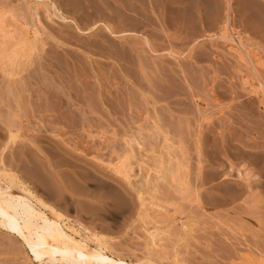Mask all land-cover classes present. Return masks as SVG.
I'll return each instance as SVG.
<instances>
[{
  "label": "rangeland",
  "instance_id": "1",
  "mask_svg": "<svg viewBox=\"0 0 264 264\" xmlns=\"http://www.w3.org/2000/svg\"><path fill=\"white\" fill-rule=\"evenodd\" d=\"M0 2V119L18 123V127L23 125L21 129L28 134L18 136L16 141L20 138L25 141L27 137L23 136L34 140L32 143L26 140L32 154L43 151L46 157L57 160V154L63 157L69 154L67 158L75 156L63 160L59 157L58 162L64 163L63 169H66L61 184L53 183L54 179L50 178L42 184L34 172L40 168V161L37 155L33 156L34 168L29 169L26 180L37 196L62 212L81 233L103 234L109 253L122 255L128 261L264 264V88H260V82L264 84V0ZM63 15L76 23L64 21ZM97 22L100 24L94 28ZM102 22L116 32L127 33L119 37L110 34ZM27 108L29 113L32 111L30 114ZM20 117L25 118V123ZM138 123L142 125L138 129L143 130L138 131ZM39 142L44 149L40 150ZM19 143L17 146L23 142ZM197 144L203 147L199 153ZM2 152L7 164L19 160L10 149L0 146V168L3 167ZM124 153L134 155L129 154L130 160L124 163L121 157L126 156ZM116 157L120 162L115 164ZM66 162L77 164L79 175L80 171L83 175L70 174V169L65 168ZM86 166L94 170L90 188L85 181ZM197 170L202 178L197 176ZM14 171L26 175L23 167H16ZM129 174H134V178H129ZM102 179L112 185L102 191L106 192L105 196L110 194L107 195L110 210L104 212L99 201L83 197L86 193L93 199L100 196L101 191L95 187ZM137 186L145 191L142 199L137 197ZM181 220L190 226L184 228ZM6 235L0 231V264H38L19 240Z\"/></svg>",
  "mask_w": 264,
  "mask_h": 264
},
{
  "label": "bare ground",
  "instance_id": "2",
  "mask_svg": "<svg viewBox=\"0 0 264 264\" xmlns=\"http://www.w3.org/2000/svg\"><path fill=\"white\" fill-rule=\"evenodd\" d=\"M39 1H44V0H39ZM50 2V1H49ZM229 2V1H228ZM1 3V2H0ZM43 3V2H42ZM48 3V2H47ZM47 3H45V4H47ZM44 4V3H43ZM7 5V4H6ZM24 5V4H23ZM50 5V4H49ZM49 5H48V7H49ZM134 5V4H133ZM185 5V4H184ZM1 6H2V4H1ZM4 7V6H3ZM27 7V6H26ZM39 7V6H38ZM29 9V8H28ZM40 9V8H39ZM127 9V8H126ZM47 10V9H46ZM49 11V10H48ZM130 11V10H129ZM49 14V13H48ZM137 15V14H136ZM61 16V15H60ZM138 17H140V16H138ZM145 17V16H144ZM52 18V17H51ZM62 18H63V20L64 21H67V22H74V23H76V21H74V19L73 18H71V17H69V16H67V15H63L62 16ZM129 18H131V17H129ZM66 22V23H67ZM68 24V23H67ZM78 24V23H77ZM77 24H75V25H77ZM100 23H98L97 22V24H93L94 26V28H96L98 25H99ZM101 24H103V26H104V28H105V30L107 31V32H110V34H113V35H115V36H123V35H125L127 32H124V31H122L121 33L120 32H116L110 25H108L107 23H104V22H102ZM150 26H152V25H150ZM92 27V28H93ZM153 27H155V26H153ZM77 28L79 29V30H81V31H84V30H82V28L80 29L79 27H78V25H77ZM74 29V28H73ZM69 30V29H68ZM86 30V29H85ZM88 30V29H87ZM86 30V31H87ZM73 31V30H72ZM76 31V30H75ZM74 31V32H75ZM89 31V30H88ZM92 31V30H91ZM66 32V31H65ZM77 32H79V31H77ZM85 32V31H84ZM95 32V31H94ZM101 32H103V31H101ZM91 33H93V32H91ZM34 34H35V32H34ZM90 34V33H89ZM109 34V33H108ZM68 35V34H67ZM92 35V34H91ZM99 35V34H98ZM101 35V34H100ZM34 36V35H33ZM97 36V35H96ZM107 36V35H106ZM110 36H112V35H110ZM38 37V36H37ZM37 37H35V38H37ZM86 37V36H85ZM94 37V36H93ZM99 38H100V36H99ZM98 38V39H99ZM108 38H109V36H108ZM110 38H112V37H110ZM109 38V39H110ZM47 39V38H46ZM89 39V38H88ZM101 39V38H100ZM103 39H106V37H103ZM60 40V39H59ZM33 42H32V44L34 43V39L32 40ZM39 41V40H38ZM37 41V43H39ZM42 41V40H41ZM49 41V40H48ZM105 41V40H104ZM47 42V41H46ZM60 42V41H59ZM122 42V41H121ZM58 43V42H57ZM93 43H94V40H93ZM100 43V42H99ZM103 43V42H102ZM102 43H100V44H102ZM108 43V42H107ZM107 43H106V45H107ZM59 44V43H58ZM123 44H125V43H123ZM133 44V43H132ZM50 45V44H49ZM120 45V44H119ZM134 45V44H133ZM148 45H149V43H148ZM152 45V44H151ZM34 47H35V45H33ZM46 46V45H45ZM57 46H59V45H57ZM61 46V45H60ZM97 46H99V45H97ZM96 46V47H97ZM153 46V45H152ZM40 47V46H39ZM126 47V46H125ZM154 47V46H153ZM87 48V47H86ZM100 48H102V47H100ZM105 48V47H104ZM118 48V47H117ZM150 48V47H149ZM155 48V47H154ZM30 49H31V47H30ZM38 49V48H37ZM44 50H45V47L43 48ZM97 49H99V48H97ZM103 49V48H102ZM106 49V48H105ZM115 49H116V46H115ZM65 50V49H64ZM91 50V49H90ZM28 51V50H27ZM26 51V52H27ZM31 51V50H30ZM38 52H44V51H39V50H37ZM70 51V50H69ZM72 51V50H71ZM98 51H101V49L100 50H98ZM104 51V50H103ZM106 51V50H105ZM108 51V50H107ZM107 51H106V53H107ZM117 51V50H116ZM115 51V52H116ZM120 51V50H119ZM149 51V50H148ZM77 52H79V51H77ZM95 52H96V50H95ZM111 52V51H110ZM110 52H108V53H110ZM153 53L155 52L154 50L152 51ZM152 52H151V55H152ZM158 51L156 50V53H157ZM29 53V52H28ZM31 53V52H30ZM34 53V52H33ZM32 53V54H33ZM118 53V52H117ZM40 54V53H39ZM38 54V55H39ZM43 54V53H42ZM41 54V55H42ZM103 54V53H102ZM119 54H120V52H119ZM124 54V53H123ZM159 54V53H158ZM47 56V54H44V56ZM106 55V54H105ZM109 55V54H108ZM112 56H115L114 54H111ZM129 55V54H128ZM164 55V54H163ZM68 56H69V54H68ZM73 56V55H72ZM77 56V55H76ZM125 56V55H124ZM159 56H161V55H159ZM34 57V56H33ZM39 57V56H38ZM49 58H50V55L48 56ZM84 57V56H83ZM88 57V56H87ZM104 57V56H103ZM41 58V57H40ZM104 58H106V57H104ZM109 58V57H108ZM148 58H151V57H148ZM156 58V57H155ZM32 59V58H31ZM43 59V58H42ZM48 59V58H47ZM54 59V58H53ZM56 59L58 60V58L56 57ZM62 59V58H61ZM79 59V58H78ZM83 59V58H82ZM119 59V58H118ZM157 59V58H156ZM166 59V58H165ZM30 60V59H29ZM120 60V59H119ZM162 60V59H161ZM49 61V60H48ZM81 61V60H80ZM93 61V60H92ZM98 61V60H97ZM100 61V60H99ZM109 61V60H108ZM114 61V60H113ZM127 61V60H126ZM131 61V60H130ZM163 62H164V60H162ZM30 62V61H29ZM68 62V61H67ZM75 62V61H74ZM87 62V61H86ZM118 62V61H117ZM153 62V61H152ZM49 63V62H48ZM57 63H59L58 61H57ZM72 63V62H71ZM70 63V64H71ZM78 63V62H77ZM81 63V62H80ZM127 63V62H126ZM160 63V62H159ZM52 64V63H51ZM113 64V63H112ZM121 64V63H120ZM124 64V63H123ZM122 64V65H123ZM30 65V64H29ZM88 65H90V63H88ZM111 65V64H110ZM162 65V64H161ZM40 66V65H39ZM46 66H47V64H46ZM58 66V65H57ZM63 66V65H62ZM61 66V67H62ZM81 66V65H80ZM113 66H117V65H113ZM131 67H132V65H130ZM155 66H156V64H155ZM59 67V66H58ZM67 67V66H66ZM74 67V66H73ZM75 67H76V64H75ZM75 67H74V69H75ZM77 67H78V65H77ZM88 67V66H87ZM86 67V68H87ZM119 67V66H118ZM124 67V66H123ZM127 67H128V65H127ZM140 67V66H139ZM145 67V66H144ZM21 68H23V67H21ZM53 68V67H52ZM55 68V67H54ZM67 68H69V67H67ZM81 68V67H80ZM129 68V67H128ZM145 68H147V67H145ZM58 69V68H57ZM79 69V68H78ZM82 69H83V67H82ZM148 69H150V68H148ZM29 70V69H28ZM38 70V69H37ZM39 70H41V67H40V69ZM68 70V69H67ZM80 70V69H79ZM144 71H145V69H143ZM151 70V69H150ZM158 70V69H157ZM157 70H156V72H157ZM13 71V70H12ZM57 71V70H56ZM70 71V73H71V70H69ZM76 71V70H75ZM82 71V70H81ZM85 71V70H84ZM155 71V70H154ZM159 71V70H158ZM60 72H62V71H60ZM68 72V71H67ZM121 72V71H120ZM146 72V71H145ZM162 72V71H161ZM16 73V72H15ZM22 73V72H21ZM69 73V74H70ZM75 73V72H74ZM73 73V74H74ZM82 73V72H81ZM90 73V72H89ZM96 73V72H95ZM94 73V74H95ZM103 73V72H102ZM126 73H128V72H126ZM129 73H130V71H129ZM152 73V72H151ZM162 73H164V72H162ZM46 74V73H45ZM57 74V73H56ZM86 74V73H85ZM136 74V73H135ZM165 74V73H164ZM131 75V74H130ZM138 75V74H137ZM29 76V75H28ZM39 76V75H38ZM70 76H71V74H70ZM79 76V75H78ZM87 76V75H86ZM96 76H97V74H96ZM145 76V75H144ZM150 76V75H149ZM154 76V75H153ZM158 76V75H157ZM163 76V75H162ZM33 77V76H32ZM55 77V76H54ZM99 77V76H98ZM119 77V76H118ZM124 77V76H123ZM143 77V76H142ZM11 78V77H10ZM12 78H14V77H12ZM74 78V77H73ZM80 78H82V77H80ZM92 78V77H91ZM95 78V77H94ZM93 78V79H94ZM122 78V77H121ZM136 78V77H135ZM165 78V77H164ZM98 79V78H97ZM102 79H104V78H102ZM131 79V78H130ZM152 79V78H151ZM35 80V79H34ZM75 80V79H74ZM84 80V79H83ZM82 80V81H83ZM101 80V79H100ZM144 80V79H143ZM154 80V79H153ZM167 80V79H166ZM186 80V79H185ZM42 81H44V80H42ZM75 81H77V80H75ZM86 81V80H85ZM99 81V80H98ZM187 81V80H186ZM39 82V81H38ZM49 82V81H48ZM56 82V81H55ZM72 82H74V81H72ZM79 82H80V80H79ZM122 82V81H121ZM125 82V81H124ZM81 83V82H80ZM92 83H95V82H93L92 81ZM116 83V82H115ZM149 83V82H148ZM155 83V82H154ZM263 82H260V84H261V86H260V88L262 87V88H264L263 86H264V84H262ZM51 84V83H50ZM62 84H64V83H62ZM65 84H66V82H65ZM125 84V83H124ZM147 84V83H146ZM150 84V83H149ZM153 84V83H152ZM260 84H258V85H260ZM8 85H9V83H8ZM14 85V84H13ZM53 85V84H52ZM105 85V84H104ZM109 85V84H108ZM116 85H117V83H116ZM151 85V84H150ZM187 85V84H186ZM55 86V85H54ZM72 86V85H71ZM75 86V85H74ZM77 86H78V84H77ZM102 86V85H101ZM114 86H115V84H114ZM143 86V85H142ZM7 87V86H6ZM10 87V86H9ZM40 87V86H39ZM64 87V86H63ZM151 87H153V86H151ZM54 88V87H53ZM56 88H58V87H56ZM65 88V87H64ZM82 88V87H81ZM109 88V87H108ZM112 88V87H111ZM188 88V87H187ZM258 88V87H257ZM7 89H8V87H7ZM51 89V88H50ZM49 89V90H50ZM61 89V88H60ZM69 89V88H68ZM25 90V89H24ZM55 90V89H54ZM53 90V91H54ZM57 90H59V88L57 89ZM56 90V91H57ZM77 90V89H76ZM94 90V89H93ZM111 90V89H110ZM150 90H152V89H150ZM188 90V89H187ZM10 91H12V90H10ZM51 91V90H50ZM62 91V90H61ZM65 91V90H64ZM71 91V90H70ZM107 91V90H106ZM154 91V90H153ZM180 91V90H179ZM190 91V90H189ZM188 91V92H189ZM45 92V91H44ZM94 92V91H93ZM102 92H104V91H102ZM111 92V91H110ZM174 92V91H173ZM177 92H178V90H177ZM258 92V91H257ZM43 93V92H42ZM66 93V92H65ZM89 94V93H88ZM104 94H106L105 92H104ZM103 94V95H104ZM167 94V93H166ZM165 94V95H166ZM192 94V93H191ZM190 94V95H191ZM86 95H87V93H86ZM102 95V96H103ZM155 95V94H154ZM177 95V94H176ZM187 95V94H186ZM17 96V95H16ZM21 96V95H20ZM66 96V95H65ZM96 96V95H95ZM101 96V95H100ZM102 96H101V98H102ZM109 96V95H108ZM145 96V95H144ZM157 96H159V95H157ZM156 96V97H157ZM162 96V95H161ZM160 96V97H161ZM177 96H179V95H177ZM192 96V95H191ZM171 97H172V95H171ZM185 97V96H184ZM22 98H23V96H22ZM70 98V97H69ZM99 98V97H98ZM109 98V97H108ZM107 98V99H108ZM179 98H180V96H179ZM191 98V97H190ZM189 98V99H190ZM15 99V98H14ZM18 99H19V97H18ZM113 99V98H112ZM150 99V98H149ZM173 99V98H172ZM3 100V99H2ZM29 100V99H28ZM77 100V99H76ZM99 100L101 101V99L99 98ZM110 100H111V98H110ZM109 100V101H110ZM171 100V99H170ZM97 101H98V99H97ZM113 101V100H112ZM153 101H154V99H153ZM167 101V100H166ZM169 101V100H168ZM174 101V100H173ZM182 101H184V99H182ZM190 101V100H189ZM2 103L4 102V101H1ZM19 102V101H18ZM72 102H73V100H72ZM89 102V101H88ZM99 102V101H98ZM103 102V101H102ZM114 102H116V101H114ZM177 102V101H176ZM69 103H71L70 102V100H69ZM153 103H155V102H153ZM183 103V102H182ZM181 103V104H182ZM65 103H63V105H64ZM101 104V103H100ZM116 104V103H115ZM175 104V103H174ZM179 104V103H178ZM16 104H14V106H15ZM30 105V104H29ZM29 105H27V106H29ZM77 105H78V103H77ZM143 105H145L144 103H143ZM176 105V104H175ZM174 105V106H175ZM68 106V105H67ZM69 106H70V104H69ZM75 106V105H74ZM114 106H116V105H114ZM152 106H153V104H152ZM164 106V105H163ZM170 106H172V105H170ZM26 107V106H25ZM31 107H33V106H31ZM71 107V106H70ZM89 107V106H88ZM103 107V106H102ZM109 107H111V106H109ZM189 107H191V106H189ZM24 108V107H23ZM43 108V107H42ZM68 108V107H67ZM74 108V107H73ZM116 108H118V107H116ZM115 108V110L117 111V109ZM133 108V107H132ZM139 108H140V106H139ZM145 108H146V106H145ZM162 108V107H161ZM164 108H165V106H164ZM176 108V107H175ZM14 109H15V107H14ZM21 109V108H20ZM46 109V108H45ZM66 109V108H65ZM71 109V108H70ZM80 109V108H79ZM86 109V108H85ZM119 109V108H118ZM142 109H143V107H142ZM177 109V108H176ZM185 109V108H184ZM10 110V109H9ZM74 110V109H73ZM92 110H93V108H92ZM126 110V109H125ZM146 110H147V108H146ZM146 110H144V111H146ZM23 111V110H22ZM34 111H36V110H34ZM52 111V110H51ZM65 111V110H64ZM86 111V110H85ZM91 111V110H90ZM106 111V110H105ZM115 111V112H116ZM137 111H139L138 109H137ZM168 111H169V109H168ZM180 111V110H179ZM6 112V111H5ZM27 112H28V108H27ZM32 112V111H31ZM30 112V113H31ZM47 111H45V113H46ZM68 112V111H67ZM92 112H94V111H92ZM103 112V111H102ZM114 112V111H113ZM123 112V111H122ZM142 112V111H141ZM182 112V111H181ZM21 113V112H20ZM23 113V112H22ZM29 113V112H28ZM29 113V114H30ZM50 113H52V112H50ZM74 113V112H73ZM76 113H77V111H76ZM75 113V114H76ZM99 113V112H98ZM152 113V112H151ZM161 113V112H160ZM167 113V112H166ZM197 113V112H196ZM37 114V113H36ZM93 114H95V112L93 113ZM121 114V113H120ZM119 114V115H120ZM126 114V113H125ZM168 114V113H167ZM197 114H200V112H198ZM202 114V113H201ZM200 114V115H201ZM16 115V114H15ZM33 115V114H32ZM44 115V114H43ZM42 115V116H43ZM47 115V114H46ZM70 115V114H69ZM86 115V114H85ZM102 115V114H101ZM101 115H100V117H101ZM133 115V113L131 114V116ZM30 116V115H29ZM38 116V115H37ZM117 116H118V114H117ZM123 116V115H122ZM138 116V115H137ZM150 116V115H149ZM155 116V115H154ZM203 116V115H202ZM201 116V117H202ZM15 117V116H14ZM46 117V116H45ZM69 117V116H68ZM87 117V116H86ZM103 118H104V116H102ZM108 117H109V115H108ZM115 117V116H114ZM153 117V116H152ZM162 117H163V115H162ZM162 117H161V119H162ZM184 117V116H183ZM196 117V116H195ZM43 118V117H42ZM49 118V117H48ZM121 118V117H120ZM133 118V117H132ZM7 119V118H6ZM15 119H16V117H15ZM18 119V118H17ZM20 119H23V121H24V117H20ZM27 119V118H26ZM106 119H109V118H106ZM136 119H138V118H136ZM152 119H154V118H152ZM170 119V118H169ZM179 119V118H178ZM199 119V118H198ZM12 120V119H11ZM64 120V119H63ZM119 120V119H118ZM122 120V119H121ZM127 120V119H126ZM139 120V119H138ZM168 120V119H167ZM172 120V119H171ZM14 121V120H13ZM29 121V120H28ZM52 121V120H51ZM64 121H66V120H64ZM112 121V120H111ZM135 121V120H134ZM134 121H133V123H134ZM137 121V120H136ZM135 121V122H136ZM155 121H156V119H155ZM180 121V120H179ZM68 122V121H67ZM73 122V121H72ZM75 122V121H74ZM109 122V121H108ZM125 122V121H124ZM140 122V121H139ZM158 122V121H157ZM170 122V121H169ZM172 122H174V121H172ZM205 122V121H204ZM0 123L2 124H4V125H1L0 124V146L4 149V150H6V149H10V151L12 152V155H14L15 157H19V160H18V158H17V163H14L12 160L9 162V164H7L6 163V157H5V155L3 154V152H2V154H1V156H2V158H1V162L3 163V167H1L0 168V229H2V230H0V231H2V232H4L5 234H7V235H9V236H12V237H14L15 239H16V241L17 240H19L20 242H21V244L23 245V247H24V249L29 253V255L32 257V259L34 260V261H36V262H38V264H42V262H44V264L46 263H49V264H155V263H153V262H148V263H145V262H134V261H128V260H126L125 259V257L123 256L122 257V255H116V253L114 254V253H109V251H110V248L108 247V245L109 244H107L108 243V241L107 240H105L104 238H103V234L102 235H99V234H96V233H93V235L92 236H90V235H86V234H83V233H81V231L80 230H78V228H76V226H75V224H73L72 222H70V220H67V219H69V218H67V217H65V215L62 213V212H60L57 208H55L54 206H52V205H50L49 203H47L44 199H42L41 197H39V196H37L34 192H33V190L31 189V184L28 182V180H26V178H27V174L29 175V169L30 168H34V167H32L31 165H32V163L34 164V155H37V159L40 161V168L39 167H37L38 169L36 170V168L33 170L34 172H36V174L39 176V179L41 180V182H42V184L43 183H45V181L47 180V179H49L50 178V180L52 179H54V182L53 183H55V182H59L60 184L63 182V180H62V174H64V171L66 170H64L63 169V164L64 163H59L60 161H59V157H61L62 158V160H63V158L64 157H66V159H70V158H72V157H75L74 155L72 156V155H70V156H72V157H70V158H67L68 156H69V154H68V156L67 155H65V154H67V151H66V153H63V155H65L64 157L63 156H60V154H57V155H59V157H58V160L57 159H54L53 157H51L50 155V158L47 156L46 157V154H44L43 153V151H41L40 153H34L33 152V154H32V152H31V150H30V148H29V145H27V143H29V142H34V140H28L27 138H29L28 136H23V137H27L26 138V140L27 141H29V142H27L26 143V140L24 141V140H22V138H18L19 139V141H18V143L19 142H23L21 145H19V146H17L18 145V143H17V141H16V138L19 136V137H21V135L22 134H28V133H25V131L23 130V129H21L22 127H23V125H21L22 127H18L17 126V124L16 123H14V122H12V121H5V120H1L0 119ZM24 123H25V121H24ZM44 123V122H43ZM43 123H41V125L43 124ZM106 123V122H105ZM122 123H123V121H122ZM125 123H127V122H125ZM132 123V124H133ZM142 123V122H141ZM20 124V123H19ZM109 124V123H108ZM111 124V123H110ZM139 124V123H138ZM145 123H143V125H144ZM160 124V123H159ZM198 124V123H197ZM44 125V124H43ZM42 125V126H43ZM68 125V124H67ZM73 125V124H72ZM130 124H128V126H129ZM140 125V124H139ZM139 125H137V126H139ZM200 125V124H199ZM201 125H202V123H201ZM3 126V127H2ZM25 126V125H24ZM136 126V125H135ZM154 126V125H153ZM114 127V126H113ZM140 127H142V125H140L139 127H136L137 129L138 128H140ZM146 127V126H145ZM162 127H163V125H162ZM174 127V126H173ZM202 127V126H201ZM25 128V127H24ZM119 128H120V126H119ZM124 128V127H123ZM122 128V129H123ZM132 128V127H131ZM171 128V127H170ZM200 128V127H199ZM26 129H28V128H26ZM114 129V128H113ZM156 129V132L158 131L159 132V130H157L158 128H155ZM29 130V129H28ZM139 130H143V129H138V131ZM168 130V129H167ZM103 131V130H102ZM114 131V130H113ZM119 131H121V130H119ZM118 131V132H119ZM128 131V130H127ZM155 131V130H154ZM166 131V130H165ZM222 131V130H221ZM55 132V131H54ZM107 132V131H106ZM130 132V131H129ZM136 132V131H135ZM156 132H153V133H156ZM197 132H199L198 131V129H197ZM196 132V133H197ZM31 133V132H30ZM105 133V132H104ZM110 133V132H109ZM116 133V132H115ZM128 133V132H127ZM144 133V132H143ZM167 133V132H166ZM169 133V132H168ZM175 133V132H174ZM204 133V135H205V132H203ZM57 134V133H56ZM129 134V133H128ZM138 134V133H137ZM141 134V133H140ZM145 134H146V131H145ZM158 134H160V133H158ZM3 135L5 136V135H7V137H3ZM61 135V134H60ZM60 135H58L57 134V136H60ZM63 135V134H62ZM61 135V136H62ZM96 135V134H95ZM101 135V134H100ZM100 135H98V136H100ZM108 135H110V134H108ZM131 135V134H130ZM146 135H148V134H146ZM203 135V134H202ZM102 136H103V134H102ZM117 136V135H116ZM123 136V135H122ZM134 136V135H133ZM31 137V136H30ZM108 137V136H107ZM121 137V136H120ZM130 137V136H129ZM140 137V136H139ZM196 137H197V135H196ZM203 137V136H202ZM101 138V137H100ZM104 138H106V137H104ZM111 138V137H110ZM138 138V137H137ZM198 138H200V137H198ZM25 139V138H24ZM35 139V138H34ZM37 139V138H36ZM35 139V140H36ZM65 139V138H64ZM107 139V138H106ZM105 139V140H106ZM116 139V138H115ZM154 139V138H153ZM181 139V138H180ZM205 139V138H204ZM41 140H42V138H41ZM101 140H102V138H101ZM108 141H109V139H107ZM140 140H141V138H140ZM149 140H151V139H149ZM157 140V139H156ZM167 140H168V138H167ZM202 140V139H201ZM67 141V140H66ZM87 141V140H86ZM121 141H122V139H121ZM129 141V140H128ZM131 141V140H130ZM142 141V140H141ZM158 141V140H157ZM180 141V140H179ZM199 141H200V139H199ZM37 142V141H36ZM102 142V141H101ZM126 142V141H125ZM138 142V141H137ZM149 142V141H148ZM155 142V141H154ZM186 142V141H185ZM188 142V141H187ZM245 142V141H244ZM248 142V141H247ZM251 142V144H252V141H250ZM30 143V144H31ZM116 143H118V142H116ZM120 143V142H119ZM136 143V142H135ZM139 143H140V141H139ZM145 143V142H144ZM16 144V145H15ZM20 144V143H19ZM40 144V142L39 143H37V145H39ZM76 144V143H75ZM109 144V143H108ZM129 144H131V142H129ZM257 144V143H256ZM263 144V143H262ZM41 145H43V144H41ZM117 145V144H116ZM119 145V144H118ZM133 145V144H132ZM198 146V148H197V152L199 153L201 150H199V149H201V148H203L202 146H201V148H199L200 146H199V144H197ZM87 146V145H86ZM126 146L128 147L129 145L126 143ZM141 146V145H140ZM143 146V145H142ZM85 147V146H84ZM108 147H109V145H108ZM107 147V148H108ZM130 147H132V146H130ZM129 147V148H130ZM137 147H138V145H137ZM153 147V146H152ZM254 147V146H253ZM20 149V153L18 154H15L16 153V149ZM32 148V147H31ZM38 148V147H37ZM39 148H40V145H39ZM42 146H41V148H40V150H42ZM86 148V147H85ZM90 148V147H89ZM142 148V147H141ZM259 148H261V147H259ZM34 150L36 149V148H33ZM44 149V148H43ZM58 149V147L55 149V150H57ZM79 149V148H78ZM114 149V148H113ZM130 149H132V148H130ZM133 149H135V148H133ZM149 149V148H148ZM39 150V151H40ZM81 150V149H80ZM92 150V149H91ZM126 150V149H125ZM125 150H124V152H125ZM137 150V149H136ZM139 150H140V148H139ZM143 150V149H142ZM153 150V149H152ZM252 150V149H251ZM259 150V149H258ZM54 151V150H53ZM59 151L61 152V150L59 149ZM84 151V150H83ZM127 151V150H126ZM157 151V150H156ZM255 151V150H254ZM44 152H46V151H44ZM48 152V151H47ZM46 152V153H47ZM52 152V151H51ZM51 152H48V153H51ZM55 152V151H54ZM57 152H58V150H57ZM118 152V151H117ZM128 152V151H127ZM196 152V153H197ZM10 153V152H9ZM8 153V154H9ZM83 153H85V152H83ZM96 153H97V150H96ZM99 153V152H98ZM114 153V152H113ZM115 153H116V151H115ZM138 153V152H137ZM139 153H141V152H139ZM171 153V152H170ZM260 153V152H259ZM6 154V153H5ZM53 154V153H52ZM62 154V153H61ZM93 154V153H92ZM119 154V153H118ZM121 154H122V152H121ZM124 154H126V156L124 155V156H121L123 159H122V162H124L125 160H127L128 158H129V154H130V156L132 155L131 153H124ZM172 154V153H171ZM263 154V153H262ZM48 155V154H47ZM54 155V154H53ZM55 155H56V153H55ZM54 155V156H55ZM56 155V156H57ZM87 155H89V154H87ZM94 155V154H93ZM112 155H114V154H112ZM117 155V154H116ZM115 155V156H116ZM120 155V154H119ZM119 155H118V157H119ZM134 155V154H133ZM132 155V156H133ZM136 155V154H135ZM160 155V154H159ZM183 155V154H182ZM202 155V154H201ZM13 156V157H14ZM84 156V155H83ZM95 156V155H94ZM158 156V155H157ZM198 156H199V154H198ZM7 157H8V155H7ZM14 157V158H15ZM118 157H116L115 159H113V163H119L117 160H118ZM135 157V156H134ZM161 157V156H160ZM201 157V156H200ZM261 157H263V156H261ZM48 158V162L46 161V159ZM57 158V157H56ZM60 158V159H61ZM79 158V157H78ZM96 158H97V156H96ZM110 158V157H109ZM181 158V157H180ZM12 159V158H11ZM49 159L51 160L50 162H49ZM54 159V160H53ZM84 159V158H83ZM100 159V158H99ZM33 160V161H32ZM57 160V161H56ZM75 160V159H74ZM81 160V159H80ZM119 160H121L120 158H119ZM128 160H130V159H128ZM132 160H134L133 158H132ZM158 160V159H157ZM187 160V159H186ZM200 160V159H199ZM15 161H16V159H15ZM36 161V160H35ZM46 161V162H45ZM59 161V162H58ZM67 161V160H66ZM71 161V160H70ZM69 160H68V162H70ZM77 161L79 162V160L77 159ZM261 161V160H260ZM68 162H66L67 163V165H66V167L65 168H67L68 167V170L70 169V171H71V173L70 174H72L73 176H80L81 174L83 175V172L81 173V171H80V175H79V171H78V168H77V164H72V163H68ZM81 162V161H80ZM127 161H125L124 163H126ZM158 162H160V161H158ZM181 162V161H180ZM38 163V162H37ZM65 163V164H66ZM132 163V162H131ZM255 163V162H254ZM129 164H130V161H129ZM134 164V163H133ZM136 164V163H135ZM165 164V163H164ZM168 164V163H167ZM38 165V164H37ZM140 165V164H139ZM172 165V164H171ZM182 165V164H181ZM119 166V165H118ZM20 168V167H23L26 171V175H24V174H20V173H16L15 171H14V168ZM87 167L88 166H86V169H87ZM115 167V166H114ZM124 167H126V166H124ZM168 167V166H167ZM198 167H200V166H198ZM204 167V166H203ZM80 168V167H79ZM82 168V167H81ZM102 168V167H101ZM132 168V167H131ZM135 168V167H134ZM133 168V169H134ZM155 168V167H154ZM160 168V167H159ZM164 168V167H163ZM184 168V167H183ZM22 169V168H21ZM85 169V168H84ZM85 169V170H86ZM117 169V168H116ZM123 169V168H122ZM128 169H129V167H128ZM186 169V168H185ZM200 172L202 171V168L200 167ZM93 170V169H92ZM91 169H87V171L88 172H86L87 173V177H86V183H87V185H89V188H90V184L92 185V183H90L89 181H92L91 180V177L93 178L94 176H92V174H94V170L92 171ZM118 170V169H117ZM121 170V169H120ZM125 170V169H124ZM131 170V169H130ZM135 170V169H134ZM165 170V169H164ZM239 170V169H238ZM32 171V172H33ZM92 171V172H91ZM97 171V170H96ZM99 171V170H98ZM101 171V170H100ZM122 171V170H121ZM137 171V170H136ZM160 171V170H159ZM166 171H168V168L166 169ZM172 171V170H171ZM198 172H199V170H197ZM242 171V170H241ZM23 172V171H22ZM66 172V171H65ZM115 172V171H114ZM118 172V171H117ZM120 172V171H119ZM127 172V171H126ZM130 172V171H129ZM178 172V171H177ZM197 172V173H198ZM200 172H199V175H197L198 177L201 175L200 174ZM219 172V171H218ZM121 173V172H120ZM137 173V172H136ZM183 173V172H182ZM85 174V173H84ZM97 174V173H96ZM106 174V173H105ZM127 174V173H126ZM131 174H132V172H131ZM131 174H129V178L131 177V176H133V175H131ZM139 174V173H138ZM138 174H137V176H138ZM123 175H124V171H123ZM136 175V174H135ZM160 175V174H159ZM183 175V174H182ZM187 175V174H186ZM239 175L240 176H242L243 175V173L241 172H239ZM249 175H251V174H249ZM64 176V175H63ZM77 176V177H78ZM100 176V175H99ZM117 176H118V174H117ZM203 176V175H202ZM70 177H71V175H70ZM81 177V176H80ZM83 177V176H82ZM85 177V176H84ZM111 177H112V175H111ZM122 177V176H121ZM127 177V176H126ZM125 177V178H126ZM180 177V176H179ZM178 177V178H179ZM183 177V176H182ZM196 177V176H195ZM197 177V178H198ZM254 177H256V176H254ZM100 178V177H99ZM123 178H124V176H123ZM133 178H134V176H133ZM149 178V177H148ZM161 178V177H160ZM159 178V179H160ZM184 178V177H183ZM200 178H202L201 176H200ZM257 178V177H256ZM66 179V178H65ZM73 179H74V177H73ZM80 179V178H79ZM97 179V178H96ZM101 179V178H100ZM104 179V178H103ZM102 179V180H103ZM122 179V178H121ZM128 179V178H127ZM32 180V179H31ZM75 180V179H74ZM83 180V179H82ZM81 180V181H82ZM118 180V179H117ZM136 180H137V178H136ZM184 180V179H183ZM186 180H187V178H186ZM197 180V179H196ZM199 180V179H198ZM200 180H202L203 181V179H200ZM98 181V180H97ZM131 181V180H130ZM166 181V180H165ZM76 182V181H75ZM80 182V181H79ZM83 182V181H82ZM124 182V181H123ZM163 183H164V181H162ZM167 182V181H166ZM196 182V181H195ZM199 182V181H198ZM197 182V183H198ZM51 183H52V181H51ZM78 183V182H77ZM96 183V182H95ZM113 183V182H112ZM126 183V182H125ZM131 184L133 183V182H130ZM136 182H134V184H135ZM146 183V182H145ZM180 183V182H179ZM186 184L188 183V182H185ZM35 184V183H34ZM94 184V183H93ZM97 184V183H96ZM148 184V183H147ZM152 184H154V183H152ZM185 184V185H186ZM47 185V184H46ZM64 185V184H63ZM62 185V186H63ZM67 185V184H66ZM87 185H86V187H87ZM114 185V184H113ZM122 185H123V183H122ZM138 185V184H137ZM150 185V184H149ZM148 185V186H149ZM157 185H158V179H157ZM183 185V184H182ZM187 185H189V184H187ZM195 185V184H194ZM197 185V184H196ZM41 186V185H40ZM54 186H55V184H54ZM61 186V187H62ZM77 186V185H76ZM97 187H95V188H97L96 190H98L99 192H100V196H97V197H94V199H93V196H91L90 194H88V193H86L83 197L84 198H87V199H91V200H97V201H99V203H101V211H103L104 212V210H106V211H109L110 209H109V205H108V203H110V202H108V199H110V198H108L107 197V195L109 194H107L106 196L104 195L106 192L104 191V194L102 193V191L103 190H106V189H108L107 187L108 186H112V185H110V184H108V183H106V182H104V180H103V182L100 184V182H99V184H97L96 185ZM131 186H133V185H131ZM147 186V185H146ZM179 186V185H178ZM198 186V185H197ZM37 187V186H36ZM70 187V186H69ZM86 187H84V188H86ZM93 187H94V185H93ZM180 187V186H179ZM51 188V187H50ZM64 188V187H63ZM83 188V187H82ZM111 188V187H110ZM113 188V187H112ZM195 188V187H194ZM198 188V187H197ZM52 189V188H51ZM62 189V188H61ZM191 189V188H190ZM80 190V189H79ZM115 190V189H114ZM118 190H119V188H118ZM117 190V191H118ZM136 190H137V197H138V199H142V196L144 195L143 193L145 192L144 190H142V189H140V188H138V186H137V188H136ZM54 191V190H53ZM62 191V190H61ZM89 191V190H88ZM88 191H86V192H88ZM107 191V190H106ZM112 191V190H111ZM134 191V190H133ZM44 192H45V190H44ZM56 192V191H55ZM93 192V191H92ZM196 192V191H195ZM194 191L193 192H191V193H193V195H195L196 193H195ZM117 193V192H116ZM159 193V192H158ZM69 194V193H68ZM156 194V193H155ZM199 193H197L196 194V196L198 195ZM58 195H59V193H58ZM64 195V194H63ZM110 195V194H109ZM151 195V194H150ZM192 195V196H193ZM48 196V195H47ZM62 196V195H61ZM71 196V195H70ZM76 196V195H75ZM81 196V195H80ZM121 196V195H120ZM126 196V195H125ZM155 196V195H154ZM156 197V196H155ZM197 197H199V196H197ZM196 197V199L195 200H198V198ZM97 198V199H96ZM146 198V197H145ZM193 198H195V196H193ZM52 199V198H51ZM69 199V198H68ZM172 199V198H171ZM170 199V200H171ZM200 199V198H199ZM173 200V199H172ZM65 201V200H64ZM96 201V202H97ZM145 201V200H144ZM168 201V200H167ZM192 202H194V200L192 201ZM89 203V202H88ZM141 203V202H140ZM144 203V202H143ZM129 204V203H128ZM153 204H155V203H153ZM62 205V204H61ZM71 205V204H70ZM150 205V204H149ZM58 206H59V204H58ZM81 206V205H80ZM155 206H158L157 204L155 205ZM66 207V206H65ZM88 207V206H87ZM180 207V206H179ZM69 210V209H68ZM168 210H169V208H168ZM184 211V210H183ZM160 212V211H159ZM177 212V211H176ZM182 212V211H181ZM74 221V220H73ZM116 222V221H115ZM185 222V221H184ZM192 224V223H191ZM79 225V224H78ZM82 225V224H81ZM181 225H183V227L185 228H187V227H189L190 226V224H188V223H182V220H181ZM80 226V225H79ZM78 226V227H79ZM108 226V225H107ZM82 227H83V225H82ZM110 227V226H109ZM108 227V228H109ZM192 227V226H191ZM105 229V228H104ZM107 229V228H106ZM85 230H87L88 231V229L87 228H85ZM84 230V231H85ZM187 230V229H186ZM93 232V231H92ZM155 234V233H154ZM153 234V237H156L155 235ZM6 235V236H7ZM153 237H151V238H153ZM4 239V238H3ZM8 241V240H7ZM18 242V241H17ZM5 245V244H4ZM14 246V245H13ZM177 246V245H176ZM10 248V247H9ZM109 248V249H108ZM177 249V247H174V249ZM13 249V248H12ZM173 249V250H174ZM9 250V249H8ZM178 250V249H177ZM6 251V250H5ZM111 252H112V250H111ZM22 253V252H21ZM166 253V252H165ZM173 255V254H172ZM175 257H176V253H175V256H174V259H175ZM13 259V258H12ZM178 260V259H177ZM14 261V260H13ZM175 261V260H174ZM177 262V261H176ZM178 262H179V260H178ZM15 263V262H14Z\"/></svg>",
  "mask_w": 264,
  "mask_h": 264
}]
</instances>
